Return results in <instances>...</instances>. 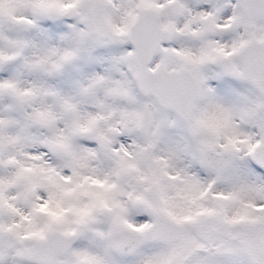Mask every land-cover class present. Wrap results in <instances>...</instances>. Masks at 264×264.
Returning <instances> with one entry per match:
<instances>
[{
  "label": "snow or ice",
  "instance_id": "6c2138e0",
  "mask_svg": "<svg viewBox=\"0 0 264 264\" xmlns=\"http://www.w3.org/2000/svg\"><path fill=\"white\" fill-rule=\"evenodd\" d=\"M0 264H264V0H0Z\"/></svg>",
  "mask_w": 264,
  "mask_h": 264
}]
</instances>
